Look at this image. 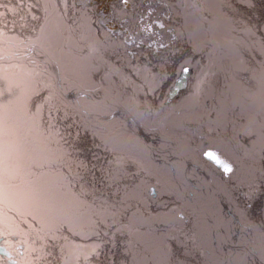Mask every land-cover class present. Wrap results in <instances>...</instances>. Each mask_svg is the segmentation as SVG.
Masks as SVG:
<instances>
[{
    "label": "flooded vegetation",
    "instance_id": "af4514ba",
    "mask_svg": "<svg viewBox=\"0 0 264 264\" xmlns=\"http://www.w3.org/2000/svg\"><path fill=\"white\" fill-rule=\"evenodd\" d=\"M81 1L85 4L99 0ZM101 1L103 10L109 7L110 2L118 4L117 0ZM147 2L150 6L145 10L144 18L131 33L134 39L129 43L131 50H134L133 56L135 58L138 51H144L157 61L161 69L176 72L178 76L174 82L181 97L173 101L171 97L174 94L171 97L163 96L157 104L169 106L171 104L167 102L172 100L173 108L169 114L162 117L147 112L151 124L144 123L142 119L134 116L145 125L160 129L166 136L185 142L200 162L209 168L212 175L223 181L226 191L234 198L241 214L258 231L264 242V75L260 74V79L255 71L257 68L264 70V56L258 60V66L255 68L250 54L257 51V43L250 45L253 48L250 50L247 40L242 43L241 48L240 45L237 49L228 48L230 52L225 55L223 49L229 47L232 38L231 35H227L228 32L223 35L219 30L215 32V35L220 37L217 44L212 45L214 49L201 52L199 41L198 43L195 41L196 30L192 29L191 19L184 16L172 18L171 11H176V6L168 10V2L156 3L151 0ZM241 2L250 5L249 0ZM11 4L12 0H0V76L9 81L8 88L15 96L13 102L1 107L0 110V264H123L126 258H132L126 251L130 250L131 241L129 243L123 241L119 234L120 228L130 227L135 234L137 231H144V234L149 236L147 231L152 229L156 215L157 219L166 222L181 219L182 224L186 221V216L188 229L194 232V237L202 248V241L206 239L202 240L197 233L193 226V218L182 207L178 198L160 179L158 181L161 184L158 185L153 180L156 177L146 168H143V176H137L142 175V172L136 167L138 160L134 158L129 148L127 134H107L99 128V123L96 122L99 127L95 128L78 113L77 117L71 114L69 118L67 117L72 110L57 97L52 80L39 68V62L35 59L37 52H46L60 66L67 79L85 89L100 88L95 87L90 69L79 63L80 60L70 50L72 43L66 46L67 51L61 50L57 41L59 36L57 28L62 36L70 40L67 23L54 24L50 14L42 26L41 23L37 24L36 19L34 25L28 19L30 25L25 27L22 19L17 18L21 10L17 8L18 10L14 11ZM121 4L120 2L119 5ZM152 4L159 5L166 11L164 17H156ZM31 12L28 11L26 14ZM169 26L172 29H169ZM171 37L176 38L171 47L175 42H179V46L174 50L166 47ZM192 57H195V60H192ZM203 63L205 66H202ZM189 68H195L197 71L204 69L205 74L197 85L192 86L183 75ZM32 70L41 73L44 77L42 84L46 87L41 86L42 79L39 81V77ZM234 71L242 72L240 79L236 77ZM221 86L225 87L229 94L234 91L240 98L235 94L230 96L228 94L219 101L217 113H213L207 119H201L206 114L200 110L196 119L195 111L199 110L200 106L213 102L216 90L222 96ZM101 88H104L102 84ZM39 90L43 97L49 92L51 110L54 109L58 117H51V112L54 111L50 110L47 114L42 108L35 107ZM242 97L248 100L253 97L255 100L251 103L252 107L249 103L248 109L245 110V113L249 114L248 119H245L248 133L240 138L239 145L226 142V146H219L205 133L204 127L219 115L232 121L233 117L239 114L241 116L242 106L247 105ZM254 112L261 113L255 116L252 114ZM201 120L203 122L198 123ZM89 135L97 140V150L101 151L97 156L88 145ZM111 146L115 147V150L120 149L118 153ZM206 146L214 147L217 151H226L233 159L230 165L234 172L228 171L227 176L226 172L215 168L204 155ZM123 148H128L127 153L129 158L133 159L132 162L116 161L120 158ZM37 152L40 153L38 156ZM105 152L108 153L107 158L104 157ZM94 158L100 159V162L95 164L90 160ZM62 173L67 176L66 180L70 187L75 185L76 191L77 188L78 190L81 188L82 192L87 190L88 194L84 196L80 194L85 205L88 197L93 199L94 193L98 194L100 197L98 201L101 204V206L98 204L100 216L104 219L108 214L116 220L114 224L108 225V228H112L109 234L112 235L113 241L109 239L106 243L101 240L100 257L93 258L91 262L88 258L72 256L73 242L70 239H60L55 223L49 224L47 228L48 222L40 214L38 201H34V214L25 217L24 214L29 212L20 210L18 202L13 200L15 195L11 194L14 188L18 186L24 188L30 183L33 184L35 191V187L45 179V174L56 176L58 179L54 181H60L61 178L63 180ZM235 181L237 184L238 181L241 182L240 194L235 193L238 192L235 191L237 189ZM137 183L140 187L136 191L133 189ZM96 184L99 193L94 189ZM214 184L216 185L215 182ZM128 192L133 193L132 201L126 200V196L130 195ZM109 201H112V207L106 210L105 204ZM179 208L184 211L182 216L178 214L181 212ZM121 217L128 222L122 221ZM253 217H256L257 222H254ZM104 226L105 223L102 222L100 233H104ZM133 238L137 242L140 241V237ZM139 244L143 247L149 243ZM132 259L134 262V258Z\"/></svg>",
    "mask_w": 264,
    "mask_h": 264
},
{
    "label": "rangeland",
    "instance_id": "374dc122",
    "mask_svg": "<svg viewBox=\"0 0 264 264\" xmlns=\"http://www.w3.org/2000/svg\"><path fill=\"white\" fill-rule=\"evenodd\" d=\"M118 4H114V2L109 3V7L105 10H103L102 3L103 1H92V2H86L83 4L81 0H12L11 7L15 10H18L19 8L21 11L17 14L19 15L17 18L20 20L22 19V23L25 27L29 26V20H31L32 24L34 25V19H36L37 24H40V16L42 13H46L47 17L51 14L52 15V22L55 24L60 25L61 22L67 23L68 28V35L72 39V41L76 42L81 45L80 48H77L73 44L71 45L70 50L73 52V54L81 53V57L85 59V65L90 69V71L93 73V79L95 80V87L100 86L101 87V81L100 78L104 80V82L107 84V87L116 95L124 100L125 103H121L122 105L129 103V105L132 106V110L134 113H136V116L144 123L151 124V118L148 117V113L152 112L153 116H165L169 114L170 110H172V103L175 100H178V98L181 97L180 93L178 92L177 86L175 82L171 85L170 88H167L165 91L164 96L167 97L168 95L171 97L172 100L170 102L171 105H158L155 106L157 109L151 108L149 111H144L143 108L140 107L148 100L149 98L142 99V97H135L139 93L138 90L140 87L143 89H146L147 79L146 81L139 82V79H137V76L134 77L136 84H134V87L126 86V79L122 77V71L129 70L130 72L134 69L137 71L145 70V66L148 62L152 63L151 69H148V71L151 74L153 78L158 79L160 81V75L158 72H155V63L153 62L152 58L149 57V54H145L144 51L140 52L138 51L137 54H135V58L133 60L134 50H130V43L129 41H132L134 38L132 37L131 33L132 30L130 28L129 22H126L125 20H122V17H129L131 16L130 12L128 15H126V12H128V8L131 10L130 6L126 3L125 0H117ZM128 1V0H127ZM242 4L243 6L246 5V3H242L241 0H236V2ZM122 3L124 5V8L121 10H118V13L116 15L115 13V6H118ZM168 10L169 8L172 10L174 9V4L176 5V10L180 13H184V16L186 19L189 18L192 21V29L196 30V39L195 41L200 43L199 50L201 52H205V50H212L214 47L212 45H216L217 41L219 40L220 36H216L215 32L219 30V33H222L223 35H231V32H229L228 28H231L229 26V21L225 19V15L221 14L222 9L221 5L212 6V0H207V2L204 0V4L207 6H204L205 8H202V6L194 7L193 0H168ZM85 5V7H83ZM154 5V4H152ZM64 7L65 9L68 7L71 13V20H68V14L67 17H64L65 12L61 13L60 7ZM142 6H144L142 8ZM140 8H142V13L140 20L144 18L145 10L150 6V4L146 1ZM156 11V17H164L166 11L163 10L159 5L153 6ZM166 7V8H167ZM35 8V10H34ZM179 9V10H178ZM28 11H32L31 14H26ZM63 11V10H62ZM132 13V11H131ZM49 14V15H48ZM133 15V14H132ZM137 16V13L136 15ZM134 16V17H135ZM216 17V19H212V17ZM47 17H45L47 19ZM64 17V18H63ZM116 17V18H114ZM155 17V18H156ZM121 20V21H119ZM43 24V23H42ZM157 24V23H156ZM221 27V29L219 28ZM85 29V31L83 30ZM169 29H172V27L169 26ZM58 33H61L60 30L57 28ZM83 31L84 34L88 38V43L84 42L81 43V40H79L80 32ZM71 32V33H70ZM178 38L180 40V34L178 35ZM94 39V42L92 41ZM98 40V42H97ZM228 40V39H227ZM104 41V43L102 42ZM238 39L230 40L231 43L228 44L229 47L226 49H223L225 55L230 52L228 48L237 49V42ZM110 44H106L109 43ZM236 42V43H235ZM102 44H106V46H102ZM123 48V49H122ZM118 55V56H117ZM117 56V61L122 63V66L118 65L117 67L120 76V80L115 79V77L112 76V71L109 69V72H111L110 75L105 76L104 67H107L108 65L104 61H111L109 58H114ZM115 59V58H114ZM115 59V60H116ZM109 63V62H108ZM114 64L117 65V63H112L111 66H114ZM128 66V67H127ZM100 69V70H99ZM134 73V72H133ZM163 75V73H162ZM144 80V79H143ZM264 83V82H263ZM125 84V85H123ZM131 84L127 82V85ZM152 87L151 85H149ZM176 86V87H175ZM156 87V86H155ZM153 87V88H155ZM135 88V89H134ZM173 89L172 91L170 89ZM134 89V90H133ZM136 92V93H135ZM168 94V95H167ZM237 98H240V96L234 92ZM243 99V98H242ZM144 100V101H143ZM244 100V99H243ZM131 101L133 104H131ZM249 107V102L244 100ZM143 102V103H142ZM240 103V102H239ZM241 104V103H240ZM125 106V105H124ZM164 106V107H163ZM251 106V104H250ZM126 107V106H125ZM252 107V106H251ZM127 108V107H126ZM128 109V108H127ZM246 109V107H244ZM130 111V110H129ZM261 112H254L255 116L259 115ZM49 114V113H48ZM242 117L236 116L233 117V121L229 118H225L222 116H217V119L214 120L215 123L206 124L204 127L205 133L213 137V141L219 146H226V142L228 143H234L236 145H239L240 138L244 137L246 133H248L247 128L245 126L246 121L243 118L244 113H241ZM151 115V116H152ZM254 119L256 120V117ZM248 119V117H246ZM220 122V123H219ZM249 122V120H248ZM244 133V134H243ZM264 142V140H263ZM241 144V143H240ZM231 146V144H230ZM241 147V146H240ZM112 148V146H111ZM116 153H118V150H115V147L112 148ZM111 149V150H112ZM112 150V151H113ZM128 148L121 149V156L116 161L122 162H132L133 159L129 158V155L127 153ZM105 154L108 156V153L105 152ZM240 154V153H239ZM105 157V156H104ZM44 158V157H43ZM106 158V157H105ZM239 159V158H238ZM240 160V159H239ZM107 161V159L105 160ZM137 167V166H136ZM140 172H142V175L138 174V177L143 176L144 170L143 167L138 165L137 167ZM137 169V170H138ZM49 174H45L44 177L48 176ZM51 175V174H50ZM33 176V175H32ZM54 176V175H53ZM58 176V175H57ZM55 179H58L56 176H54ZM137 177V178H138ZM56 180L54 182H51V184H45L43 186L35 187L33 184H28L23 187H16L13 189L12 193L14 196L13 200L18 202V208L20 210L28 211L29 213L24 214L25 217L27 215L32 216L34 214V201L36 200L37 196H41V203L37 206L40 210L41 216L46 215V219L48 222L47 228L49 227V224L56 225V231L57 235H59L60 239H67L71 240L73 242V251L77 256L80 258H88L89 262L94 258L100 257V246L99 242L102 240L107 243V241H113V237L111 234H109V231H111V227L108 228V225H112L116 222L115 217L112 215L110 216V219L108 214L105 218V226L104 233H100V230L102 229V221L100 219V202L98 199V194L95 195V198L88 197L87 205L82 207V217H77L74 212L71 211V207H69V202L71 201L70 198L66 196V192H63L60 189V186H63V183ZM158 185H160L159 181H157ZM236 183V181H235ZM56 184V186H55ZM46 185L51 186L49 190L44 189ZM157 185V186H158ZM96 189V192H98V185L96 184L94 186ZM97 187V188H96ZM139 183L134 187L136 189H139ZM160 187V186H158ZM238 192H235L237 194H240L241 189V182L238 181V184L236 183ZM47 188V187H46ZM73 190L77 193V195L81 194L76 186H72ZM137 191V190H136ZM49 192V193H48ZM37 193V194H36ZM36 194V195H35ZM83 196L88 194L87 190L86 192H82ZM169 194V193H168ZM35 195V197H34ZM45 195L52 196L53 195V201H52V207L49 208V201L44 199ZM33 197V199H32ZM173 198H175L173 196ZM155 200V198H153ZM239 201L240 196H239ZM43 203L45 205L43 206ZM73 203V201H72ZM74 204V203H73ZM100 206H99V205ZM77 205L76 203L74 206ZM112 207V201H109V203L105 204V209L108 210ZM98 211L96 212V210ZM123 209V208H122ZM180 213L179 215H183L184 211L179 208ZM183 212V213H182ZM155 213V212H154ZM93 218H98V225L96 227H90L88 228L93 220ZM30 219H32L30 217ZM186 221L182 223H179L181 219H178L177 221L173 222H166L164 220L157 219V215L155 217V222L152 223V229L147 231L150 235L147 236L144 234V231H137L135 234L132 232L133 230L130 227H124L120 228L119 234L120 237L123 238V241H126L129 243L131 241V244H129L130 250H126L127 253L132 255L133 259L126 258L125 262L123 264H183L184 262L187 263L186 260H191L193 258L192 264H209L208 261L201 260L200 258L194 259L197 252L202 250L201 247L197 249V242L194 237V232L190 231L188 229V220L185 216ZM60 220L61 224L58 222ZM121 220H126L125 218L121 217ZM254 222H257L256 217H253ZM128 222V221H127ZM179 223V224H178ZM33 224V223H32ZM31 224V225H32ZM99 227V228H98ZM82 229V230H81ZM81 230V231H80ZM107 233V234H106ZM132 233L135 235L132 236ZM105 235V238L102 236ZM140 237V241L137 242L135 238L133 237ZM103 237V238H101ZM96 238L95 242L92 239ZM101 238V239H100ZM191 238V241H193V244L187 245L186 242L189 241ZM183 241V242H182ZM105 243V244H106ZM125 243V242H124ZM139 243H142V245L147 244L146 246H141ZM107 246V245H106ZM196 252V253H195ZM148 257V260L147 258ZM200 257V256H199ZM186 259V260H185ZM200 259V260H199ZM146 260V261H145ZM189 264V263H188Z\"/></svg>",
    "mask_w": 264,
    "mask_h": 264
},
{
    "label": "water",
    "instance_id": "95a60500",
    "mask_svg": "<svg viewBox=\"0 0 264 264\" xmlns=\"http://www.w3.org/2000/svg\"><path fill=\"white\" fill-rule=\"evenodd\" d=\"M35 59L53 80L57 96L91 126L99 127L97 122L107 134H127L133 155L176 195L193 217L197 233L207 240L202 241V246L210 264H264V242L260 234L240 213L223 181L212 175L185 142L166 136L160 129L149 128L105 89L86 90L67 79L47 53L37 52ZM234 73L238 79L243 75L240 71ZM8 86L9 81L0 76V110L14 100ZM209 152L223 163L217 164L209 158ZM204 155L227 176L223 165L234 172L230 165L233 159L226 151L217 152L214 147L206 146Z\"/></svg>",
    "mask_w": 264,
    "mask_h": 264
},
{
    "label": "trees",
    "instance_id": "16d2710c",
    "mask_svg": "<svg viewBox=\"0 0 264 264\" xmlns=\"http://www.w3.org/2000/svg\"><path fill=\"white\" fill-rule=\"evenodd\" d=\"M125 1L131 8V10L128 8V12H126V15H128V13L130 12L131 16L122 17V20L126 19V22H129L131 30H135V28L137 27V25L140 21L141 13L143 10L142 8L144 7L142 5L147 0H128V1L125 0ZM152 1H154L156 3L168 2V0H152ZM205 1L207 2V0H205ZM249 2H250L249 6L247 4L245 6H243L242 4L238 3V1L236 2V0H214V6H216V8H218L217 5L222 4L220 6L222 9L221 14L225 15V19H227L228 21H230V20L232 21V29L234 31H232L231 28H228V30H229V32H231L232 40L238 39L237 42H239V43H236V42L235 43L237 44V47H238V45H240L239 48H241L242 43L244 44V42L246 41L245 39L240 38V35H239L240 31L242 30L241 25H242V23H244L245 21H248V20L250 21L249 24H252L248 28V29H250L249 31L252 32V36L254 38H257V36H258L259 38H257V39H259L260 42L264 44V0H249ZM41 3H42V0H41ZM193 3H194V7L196 6L198 8H199V6H202V8H205L204 6H206L204 4V0H193ZM212 5H213V0H212ZM141 6H142V8H140ZM123 8H124V5H122V4L119 6H116L115 7L116 15L118 13V10H121ZM60 10H61V13L65 12L64 17H67V14H68V20H71V13H70V10L68 9V7L65 9L64 7L61 6ZM131 11H132V13H131ZM136 13H137V16H135ZM45 17H47V14L44 12L41 14L40 20L43 21V19H45ZM114 18H116V17H114ZM212 19H216V17L214 16V17H212ZM119 21H121V20H119ZM219 28L221 29L220 26H219ZM67 34H69L68 28H67ZM253 43H256V42H252L250 45H252ZM117 56H115L114 58L116 59ZM114 58H109L110 60L112 59L111 61L102 60L103 62H106L108 65V69H107V67H104V69L102 68V70H105L104 74H105V76H108L111 74V72H109V69H111L112 76L115 77V79L120 80V76H119L120 72L118 71L117 67L119 68L118 65L122 66V63L117 61V59L115 60ZM152 60L156 64L155 65V68H156L155 72H158V73L160 72L159 74H157V75H160V79H159L160 81H158L155 88L150 87L149 85H146V89H143L142 87H140L138 90L139 93L135 92L137 94L135 97L139 96V97H142V99H145L147 97L150 99V101L148 100L147 102L144 103L146 105L139 104L140 107L144 109V111H149V110H151L152 107H153V109H157L155 106H158L157 102L164 96L165 91L167 90V86H168V88H170L178 76L176 74V72H171V71L168 72V71H165L164 69H161L158 66L157 61L154 60V58ZM113 62L117 63V65L114 64V66H111V64ZM151 66H152L151 62H148L147 65L145 66V69L147 70L146 73H147L149 78H150V76L152 77L151 74H153V73H150L148 71V69H151ZM142 69H143V67H142ZM122 72H123L122 77L126 79V83H125L126 86L134 87L133 85L136 84V81H134L135 80L134 77H136L134 75V73L132 71L130 72L129 70L122 71ZM162 73H163V75H162ZM100 81H101V84L104 86V88L107 91H109L116 99H118L122 104L125 103L124 100L118 96V94L116 95L107 87V84L104 82L102 77L100 78ZM127 82L131 83V84L127 85ZM139 82H143V80H139ZM125 84H123V85H125ZM170 90L172 91L173 89L171 88ZM131 104H133L132 101H131ZM124 105L128 108V110H130L131 113L136 115V113H134V111L132 110L133 109L132 106L129 105V103L124 104ZM88 139H89L88 140L89 147L93 148V152L97 156V153L101 152L100 150H97V140L94 139V137L92 135H89ZM103 154L107 158V155L105 153H103ZM102 236L105 238V235H102ZM199 258L201 260H205V258L202 255Z\"/></svg>",
    "mask_w": 264,
    "mask_h": 264
},
{
    "label": "bare ground",
    "instance_id": "6f19581e",
    "mask_svg": "<svg viewBox=\"0 0 264 264\" xmlns=\"http://www.w3.org/2000/svg\"><path fill=\"white\" fill-rule=\"evenodd\" d=\"M152 1V0H151ZM213 5H214V0H213ZM212 5V6H213ZM176 5L174 4V6H172V7H175ZM179 10V9H178ZM179 12L176 10V11H174V10H172L171 11V14L173 15L172 16V18H180L182 15H184V13L182 12V13H180V14H178ZM45 21H47L46 20V18L45 19H43V21H41L40 20V23H41V26L45 23ZM43 23V24H42ZM250 23V21L248 20V21H245L244 23H242V25H241V27H242V30L240 31V33H239V35H240V38H242V39H245V40H247V42L249 43V49L250 50H252L253 48H251L250 47V44L252 43V42H256L257 43V51H255L253 54H250L251 55V58H252V61L254 62V64H255V68H257V66H258V60L262 57V56H264V44L263 43H261L260 42V40L259 39H257V38H259L258 36H257V38H254L253 36H252V32L251 31H249L250 29H248L252 24H249ZM229 26H231L232 27V21L230 20L229 21ZM84 31H85V29H83ZM86 32V31H85ZM56 34H57V32H56ZM58 37H57V41H58V43L60 44V48H61V50H63L64 52L65 51H67L66 50V46H68L69 44H73L74 46H76L77 48H80L81 47V45L78 43L77 45L75 44L76 42H74V41H72V39H66V37H64V36H62L60 33H58ZM62 37V38H61ZM79 40H81V43L83 44L84 42H87L88 43V38H87V36L84 34V32L83 31H81L80 32V35H79ZM93 42H94V39L92 40ZM173 41H176V38L175 37H171L170 38V42H168V43H166V47L169 49V50H174V49H176L178 46H179V42L178 43H176L175 42V45H173V47H171L172 46V42ZM251 41V42H250ZM97 42H98V40H97ZM103 43H104V41H102ZM111 42H109V43H106V44H110ZM106 44H102V46H106ZM129 47H130V50H131V45H129ZM123 49V48H122ZM76 57H77V59L78 60H80L79 61V63L81 62V64L83 65H85V59L84 58H82L81 57V53H79L78 52V54H76ZM192 60H195V57H192L191 58ZM133 60H134V57H133ZM263 62H264V60H263ZM191 66V65H190ZM202 66H205V63H203L202 64ZM178 68V67H177ZM204 71V69H201L200 71H197V69H195V68H193V69H191V68H189V69H186V71L183 73V75L185 76V78L188 80V82L193 86V85H197L198 83H199V80L202 78V76L205 74V72H203ZM255 71H257V76H259L260 77V74L261 75H264V70H262V69H255ZM32 72L35 74V75H37V77H39L38 79H39V81H40V79H42L41 80V86H43V87H46V85H43L42 83H43V80H44V77L41 75V73H38L36 70H32ZM133 72H134V74L137 76V79H139V80H143V81H146V79H147V84H149V85H151L152 87H155L156 85H157V83H158V79H156V78H153V77H151L150 76V78L148 77V75H147V70L145 69H142L141 70V72L140 71H137L136 69H134L133 70ZM235 76V75H234ZM260 79H261V77H260ZM135 81V80H134ZM247 84H249V82H247ZM222 87V96L219 94V92H218V90H216V94L214 95V101L213 102H210L208 105H203V106H200L199 108V110H196L195 111V114H194V116H195V118L197 119L198 117H199V112H200V110L203 112V113H205L206 114V116L204 117H202L201 119H207L208 117H210L213 113H217L218 112V109H219V106H220V104H219V101H221V100H223L222 98H226L227 96H228V92H227V90H226V88L225 87H223V86H221ZM240 90V89H239ZM41 93H42V91H41ZM37 94L39 95V97L37 98V100H36V105H35V107L36 108H42L43 110H44V112H46L47 114L49 113V111L51 110V106H50V97H49V92H47L46 94H44V97H45V99H44V97L42 96V95H40V90H39V92L37 91ZM232 94H234V91H231L230 92V94H229V96L230 95H232ZM244 100H246L247 102H249L250 104L252 103V102H254L255 100L254 99H252L251 98V100H248L246 97H242ZM250 98V97H249ZM254 98H256V97H254ZM258 98V97H257ZM256 98V99H257ZM65 108H67L65 105H63ZM164 107V106H163ZM244 107H246V109H248V106L247 105H243L242 106V109H241V112L240 113H244L243 115H244V119H246V117H248L247 115H249V114H247V113H245L246 111V109H244ZM41 109V110H42ZM40 110V109H39ZM40 110V111H41ZM51 111H54V109H52ZM72 116H74V117H77V114L76 113H74L73 111H70V113H68L67 114V117L69 118L71 115ZM56 112L54 111V113H52L51 112V117H54V118H56V117H58V115H56ZM241 117H242V114H241ZM49 119V118H48ZM50 120V119H49ZM48 120V121H49ZM64 121H65V119H64ZM203 121L201 120V121H199L198 123H202ZM210 123H215L214 121H210ZM209 123V124H210ZM220 123V122H219ZM147 126V125H146ZM149 127V126H148ZM149 128H151V127H149ZM251 129H252V127H251ZM79 142H84L83 140H78ZM216 150V149H215ZM217 151V150H216ZM217 152H222V151H217ZM40 153H38L37 152V156L39 155ZM45 154V153H44ZM34 160H36L37 161V159L36 158H34ZM92 162H94L95 164L96 163H98V162H100V159H97V158H94L93 160L92 159H90ZM136 165H137V167H138V165H140V166H142L143 168H145L144 167V165L142 164V163H140V162H138V161H136ZM62 175H63V180H62V183H63V186H60V189L63 191V192H66L65 194H66V196L68 197V198H70V202H69V207H71V211L72 212H74V214L77 216V217H82V207H84L85 206V202H84V198H82V196H80L79 194L77 195V193L73 190V188L72 187H70L69 185H68V181L66 180L67 179V176L64 174V173H62ZM54 179H55V177L54 176H51L50 174L48 175V176H46L45 177V179L43 180V182L39 185V186H36V187H41V186H43V185H45V184H51V182H54ZM153 180H155L156 182L158 181V178L156 177V178H153ZM159 183L161 184V182L159 181ZM55 186H56V184H55ZM45 188L44 189H47V190H49L50 188H51V186H49V185H46V186H44ZM47 187V188H46ZM81 194H82V189L80 188V190H78ZM250 191H252V189L250 190ZM132 192V191H131ZM131 192H128L130 195H128V196H126V200H133V198H132V196H133V193H131ZM49 193V192H48ZM127 193V194H128ZM249 194H250V192H249ZM53 195L52 196H48V195H45V198L44 199H46V200H48L50 203H49V205H48V207L49 208H51L52 207V201H53ZM32 199H33V197H32ZM131 200V201H132ZM138 200V199H137ZM36 201H38V205L41 203V201H42V199H41V196L39 195V196H37L36 197ZM72 201H73V203L75 204H77V205H75L74 206V204L72 203ZM45 205V203H43V206ZM43 217L45 218V221H47V219H46V215H43ZM100 219H101V221L102 222H104L105 221V218L103 219L101 216H100ZM60 221V220H59ZM174 222L175 221H177V220H173ZM182 221H180L179 223H181ZM91 223V225L88 227V228H90V227H96L97 225H98V218H93V220H92V222H90ZM178 223V224H179ZM99 228V227H98ZM82 230V229H81ZM80 230V231H81ZM93 241H95V242H98V241H96V238H93L92 239ZM191 240H189V241H187L186 242V244L187 245H189V244H193L192 242L193 241H191ZM183 242V241H182ZM197 242V241H196ZM197 244V249L198 248H200L201 246H200V244L197 242L196 243ZM72 253H73V255H76L75 254V252L72 250ZM196 253V252H195ZM203 256L204 258L206 257V251H204V250H200V251H197V254H196V256L194 257V259H196L197 257L199 258V256ZM145 258H147V260H148V257H145ZM186 260V259H185ZM146 261V260H145ZM187 261V263L186 262H184L183 264H192V262H193V258L191 259V260H186ZM91 264H93V263H91Z\"/></svg>",
    "mask_w": 264,
    "mask_h": 264
},
{
    "label": "snow or ice",
    "instance_id": "6c2138e0",
    "mask_svg": "<svg viewBox=\"0 0 264 264\" xmlns=\"http://www.w3.org/2000/svg\"><path fill=\"white\" fill-rule=\"evenodd\" d=\"M207 155L209 156V158H211L212 160L216 161L217 164H222L223 162L221 160H219L216 155L212 152L207 153ZM225 168V171H230L231 169L227 166V165H223Z\"/></svg>",
    "mask_w": 264,
    "mask_h": 264
}]
</instances>
